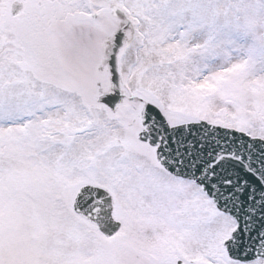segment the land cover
<instances>
[{"label":"snow or ice","instance_id":"1","mask_svg":"<svg viewBox=\"0 0 264 264\" xmlns=\"http://www.w3.org/2000/svg\"><path fill=\"white\" fill-rule=\"evenodd\" d=\"M0 264H264V0H0Z\"/></svg>","mask_w":264,"mask_h":264}]
</instances>
